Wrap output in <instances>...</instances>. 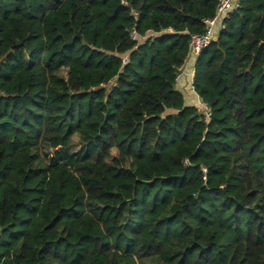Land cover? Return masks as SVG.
Masks as SVG:
<instances>
[{"label":"trees","instance_id":"1","mask_svg":"<svg viewBox=\"0 0 264 264\" xmlns=\"http://www.w3.org/2000/svg\"><path fill=\"white\" fill-rule=\"evenodd\" d=\"M219 2L0 0V264H264V0L177 88Z\"/></svg>","mask_w":264,"mask_h":264},{"label":"built area","instance_id":"2","mask_svg":"<svg viewBox=\"0 0 264 264\" xmlns=\"http://www.w3.org/2000/svg\"><path fill=\"white\" fill-rule=\"evenodd\" d=\"M239 1L240 0H220L215 15L205 20V24H206L205 32L203 34L191 35L190 54H194L196 56L200 55L201 52L211 44V42L217 40L218 34L216 28L218 27L221 31L226 27L225 20L233 13L235 8L239 4ZM157 34H158L157 32L153 30H149L145 35L141 36L137 34L136 30H133L131 32V37L134 39H139V41L142 42L149 38H154ZM123 60L124 62H127L128 56H125ZM209 115H210V110L209 108H207L205 113V118L208 119Z\"/></svg>","mask_w":264,"mask_h":264},{"label":"crops","instance_id":"3","mask_svg":"<svg viewBox=\"0 0 264 264\" xmlns=\"http://www.w3.org/2000/svg\"><path fill=\"white\" fill-rule=\"evenodd\" d=\"M216 31L219 35L220 29L218 27L216 28ZM196 60L197 56L190 54L183 67L178 70L177 88L183 92L189 105L196 106L198 109L206 112L208 107L204 102H202L192 83L195 73Z\"/></svg>","mask_w":264,"mask_h":264},{"label":"rangeland","instance_id":"4","mask_svg":"<svg viewBox=\"0 0 264 264\" xmlns=\"http://www.w3.org/2000/svg\"><path fill=\"white\" fill-rule=\"evenodd\" d=\"M194 87V86H193ZM209 108V107H208ZM210 110V109H209Z\"/></svg>","mask_w":264,"mask_h":264},{"label":"water","instance_id":"5","mask_svg":"<svg viewBox=\"0 0 264 264\" xmlns=\"http://www.w3.org/2000/svg\"><path fill=\"white\" fill-rule=\"evenodd\" d=\"M78 35H80V34L78 33Z\"/></svg>","mask_w":264,"mask_h":264}]
</instances>
